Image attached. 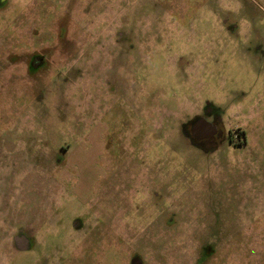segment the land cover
<instances>
[{
    "label": "rangeland",
    "instance_id": "374dc122",
    "mask_svg": "<svg viewBox=\"0 0 264 264\" xmlns=\"http://www.w3.org/2000/svg\"><path fill=\"white\" fill-rule=\"evenodd\" d=\"M0 264H264V0H0Z\"/></svg>",
    "mask_w": 264,
    "mask_h": 264
},
{
    "label": "flooded vegetation",
    "instance_id": "af4514ba",
    "mask_svg": "<svg viewBox=\"0 0 264 264\" xmlns=\"http://www.w3.org/2000/svg\"><path fill=\"white\" fill-rule=\"evenodd\" d=\"M37 62L40 63L42 62V59L37 58ZM195 120H203L201 118H196ZM210 125L212 126L210 130H205L202 129L201 131H199L196 135H193L192 133V125H189V134L191 136V138L193 139V142L200 148L203 149H212L215 150L216 148H218L220 146V143L223 142L225 140V129L223 126H221L220 123H218V121H213L210 123ZM233 136V134H231V137ZM229 141H230V137H228ZM232 141L234 143L235 139L234 136L232 137ZM244 144H246V139H244V143H239L236 144L234 143L233 146L235 147H242L244 146Z\"/></svg>",
    "mask_w": 264,
    "mask_h": 264
},
{
    "label": "water",
    "instance_id": "95a60500",
    "mask_svg": "<svg viewBox=\"0 0 264 264\" xmlns=\"http://www.w3.org/2000/svg\"><path fill=\"white\" fill-rule=\"evenodd\" d=\"M211 127L212 126L210 125V123H207L204 120H195L192 123V133H193V135H196L202 129L210 130Z\"/></svg>",
    "mask_w": 264,
    "mask_h": 264
}]
</instances>
